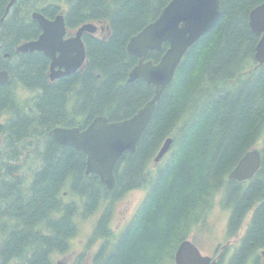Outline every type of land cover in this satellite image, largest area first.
Instances as JSON below:
<instances>
[{"label":"trees","instance_id":"16d2710c","mask_svg":"<svg viewBox=\"0 0 264 264\" xmlns=\"http://www.w3.org/2000/svg\"><path fill=\"white\" fill-rule=\"evenodd\" d=\"M9 1L0 0V70L9 74L0 84V264H56L53 255L67 253L78 233L76 218L96 213L84 251L71 264L87 258L89 264H175L177 247L224 190L227 201H235L229 233L253 198L248 236L264 238V138L249 184L227 178L264 130V62L254 59L259 38L248 26L249 11L263 0H220L218 20L183 55L134 152L116 162L113 189L84 174L85 154L59 144L49 131L82 129L98 115L119 121L152 97V85L142 78L127 81L137 57L126 44L170 0H16L4 15ZM33 11L48 19L64 11L68 31L94 22L108 34L84 33L82 68L51 81L48 57L15 51L41 31ZM166 47L148 51L146 59L156 63ZM19 88L34 95L19 97ZM167 137L169 151L156 163ZM244 187L251 196L246 207L237 206L236 191ZM135 189H145L144 197L113 241L114 203Z\"/></svg>","mask_w":264,"mask_h":264},{"label":"water","instance_id":"95a60500","mask_svg":"<svg viewBox=\"0 0 264 264\" xmlns=\"http://www.w3.org/2000/svg\"><path fill=\"white\" fill-rule=\"evenodd\" d=\"M16 0H10L5 14ZM220 0H170L159 15L132 35L126 51L137 57V63L128 72V81L142 78L152 85V97L132 116L110 121L106 116L94 117L84 128L56 126L49 134L59 144L69 145L85 154V173H94L108 189L115 187L113 169L123 152H134L154 110L155 104L166 86L173 79L177 66L187 49L205 32L210 30L220 16ZM31 17L40 27L36 39L20 43L17 52H42L50 60L48 77L54 80L81 68L85 60V48L81 40L84 32L97 29L94 23H83L74 34L64 38L66 26L63 12L48 19L40 12H32ZM248 26L258 36L254 48V59L264 62V0L248 13ZM163 43L167 47L159 60H146L148 51L160 50ZM5 69L0 70V84L8 81ZM172 138L167 137L156 155L158 162L169 150ZM261 164L260 150H248L229 172L228 178L237 181L250 179ZM209 258L202 256L189 240H183L174 255L175 264H207Z\"/></svg>","mask_w":264,"mask_h":264},{"label":"rangeland","instance_id":"374dc122","mask_svg":"<svg viewBox=\"0 0 264 264\" xmlns=\"http://www.w3.org/2000/svg\"><path fill=\"white\" fill-rule=\"evenodd\" d=\"M71 30L70 32H72ZM18 96L25 98L31 97L34 95L33 91L19 88L17 91ZM3 116L2 119H4ZM264 138V130L255 144L256 147L261 148ZM163 159V158H162ZM161 161V160H160ZM153 168L155 165H151ZM145 189H135L126 193L121 199L117 200L114 203V208L111 217V229L113 232V237L111 240H115L119 236V232L123 229L127 221L132 217L135 209L142 200L145 194ZM221 192H217L213 199V204L211 208L206 213L204 220L191 228V231L188 235L189 239L196 241L202 248L204 252H209V248L216 243L217 241H223V228L225 226L227 215L223 205L220 203ZM98 217V213L92 217L86 219L76 218L78 221V233L70 241V249L67 253L63 254H54L53 259L59 264H64L65 260L71 256V254L78 255L84 251V245L88 236L90 235L95 220ZM209 236V238H208ZM204 241H201L200 238ZM99 242L92 245L89 250L86 251V254L90 252H95L98 248ZM66 264V263H65ZM82 264H89L88 258L83 261Z\"/></svg>","mask_w":264,"mask_h":264},{"label":"flooded vegetation","instance_id":"af4514ba","mask_svg":"<svg viewBox=\"0 0 264 264\" xmlns=\"http://www.w3.org/2000/svg\"><path fill=\"white\" fill-rule=\"evenodd\" d=\"M73 34L74 31L70 32L66 30L64 38L70 37ZM91 34L96 37L105 38L108 34V29L105 27L102 28L99 25V28H97ZM81 40L84 44L82 36ZM49 63L50 60L48 62V67ZM249 181L250 179L239 182H241L242 185L247 186ZM248 194L249 190L245 189V187L236 191V195L238 196V198L235 199L237 206H245L242 203L246 200L247 196H251ZM227 197H229L228 190H224L223 195L220 198L222 205L224 204L225 213L227 215L225 226L223 228V241H217L214 243L209 248V252H204L196 241H193V243L196 245L201 255L207 256L209 258V260L206 262L207 264H264V238L257 239L248 236L250 233L249 227L251 225V220L254 215V210L257 206V204H254L255 200L252 198L247 201L248 204L246 206H250V209L245 212L243 223H241L239 227H235V231H232L233 235L229 236L228 221L232 209L234 211L233 206H235V201L228 202ZM200 240L204 241L203 237L202 239L200 238ZM74 258L75 254H71V256L65 260L64 264H71Z\"/></svg>","mask_w":264,"mask_h":264},{"label":"bare ground","instance_id":"6f19581e","mask_svg":"<svg viewBox=\"0 0 264 264\" xmlns=\"http://www.w3.org/2000/svg\"><path fill=\"white\" fill-rule=\"evenodd\" d=\"M34 12V11H33ZM36 12H38V11H36ZM32 14V13H31ZM31 19H32V17H31ZM33 20V19H32ZM34 21V20H33ZM36 22V21H35ZM37 23V22H36ZM39 26V25H38ZM127 45V44H126ZM18 46V45H17ZM16 46V47H17ZM15 51H16V48H15ZM17 52V51H16ZM19 53V52H18ZM5 55H7V54H5ZM2 70V69H1ZM6 70V69H5ZM7 71V70H6ZM9 75V74H8ZM97 76H99V74L97 75ZM47 77H48V71H47ZM48 79H49V77H48ZM50 80V79H49ZM127 81H128V76H127ZM130 82V81H129ZM1 141V140H0ZM162 145V144H161ZM75 169V168H74ZM219 171V170H218ZM84 174H89V173H85V171H84ZM228 177V176H227ZM97 214V213H96ZM82 218V217H81ZM74 233V232H73Z\"/></svg>","mask_w":264,"mask_h":264}]
</instances>
